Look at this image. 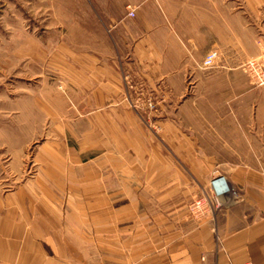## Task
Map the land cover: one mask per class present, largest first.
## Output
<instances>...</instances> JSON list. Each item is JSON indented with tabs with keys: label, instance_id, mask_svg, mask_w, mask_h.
Returning <instances> with one entry per match:
<instances>
[{
	"label": "crops",
	"instance_id": "0c3cea01",
	"mask_svg": "<svg viewBox=\"0 0 264 264\" xmlns=\"http://www.w3.org/2000/svg\"><path fill=\"white\" fill-rule=\"evenodd\" d=\"M242 1L21 0L40 17L24 21L28 39L14 56L64 58L77 107L56 117L92 126L84 134L110 145L99 139L95 150L109 149L99 157L53 156L32 176L0 180V264H264V165L216 160L259 153L247 139L264 135V90L243 71L264 58V0ZM213 51L219 64L207 70ZM126 82L182 101L160 104L173 113L159 122L167 136L151 138L135 121ZM245 101L258 136L246 134ZM220 102L230 115L215 114ZM44 110L51 120L50 102ZM215 172L243 199L193 220L188 205Z\"/></svg>",
	"mask_w": 264,
	"mask_h": 264
},
{
	"label": "rangeland",
	"instance_id": "374dc122",
	"mask_svg": "<svg viewBox=\"0 0 264 264\" xmlns=\"http://www.w3.org/2000/svg\"><path fill=\"white\" fill-rule=\"evenodd\" d=\"M235 1L238 7L242 6V0ZM39 17L36 9L31 11L22 8L21 0H0V180L17 176L20 170L30 174L29 172L35 165L51 160L53 156L55 160H73L81 163L99 157L102 152L109 150L102 149V147L95 150V143L100 142L99 139L103 140V148L110 145V142L105 144L108 140L106 134H101V136L100 134H84L86 129L92 130L93 127L86 124L78 125L76 119L66 120L56 117V112L67 113L75 111L77 107L75 88L72 81L70 82L72 77L69 78L73 71H65L62 68L64 58L52 55L50 57L38 56L34 59L14 56L15 53L22 51L25 40L28 39L26 27L23 25L24 21H32L33 24L35 20H39ZM37 44H40L39 40ZM37 52L39 53V50ZM258 59L264 60V58L247 60L243 65V71L253 89L264 90V87L254 86L245 71L247 63ZM124 94L126 95L125 101L134 110L135 121L143 124L151 138L158 140L162 136H167L159 122L170 119L173 113L171 109L162 112L159 107L160 104L168 106L173 101L175 102L174 107L177 108V104L182 102L177 96L171 98L156 96L150 86L127 82L124 83ZM209 100L213 101L210 97ZM49 102L51 113H54L51 120H49L50 115H45V110L43 111V108H48ZM149 102L156 105L158 109L156 112L147 109ZM217 106L219 110L217 109L215 114L219 112L220 115L227 116L232 113V107L228 108L225 103L220 102ZM204 112L210 117L213 110L206 107ZM241 112L247 121L246 134L258 136L253 121L248 122L253 119V115L257 114L256 106L245 101L244 112L243 110ZM181 118L187 122L188 109L182 112ZM260 128L264 133V126ZM47 143L54 146L53 152L47 149ZM247 143L248 147L259 150V153L231 158L218 157L216 160L228 166L236 163L264 165V135L261 139L260 137L248 138ZM169 148L167 146L168 150ZM206 188L201 191L199 198L191 200L188 205L189 217L193 220L195 219L189 209L203 196ZM232 188L243 199L240 189L234 186ZM230 201L233 200L230 199ZM222 209L223 207L215 208L214 213H219Z\"/></svg>",
	"mask_w": 264,
	"mask_h": 264
},
{
	"label": "built area",
	"instance_id": "2783aa9c",
	"mask_svg": "<svg viewBox=\"0 0 264 264\" xmlns=\"http://www.w3.org/2000/svg\"><path fill=\"white\" fill-rule=\"evenodd\" d=\"M129 17L135 18L136 12L133 8H129ZM220 54L213 51L207 54L203 60V67L207 70L215 68L219 64ZM245 71L250 76L252 84L256 87H264V60L258 59L251 61L245 65ZM151 112H156L155 104L150 103L146 106ZM210 183L204 191L203 196L198 199L190 207L192 217L197 221H202L206 217L214 214L215 208L226 206L230 199L233 201H240L241 196L232 188L229 179L220 172H215ZM245 264H253L245 263Z\"/></svg>",
	"mask_w": 264,
	"mask_h": 264
}]
</instances>
